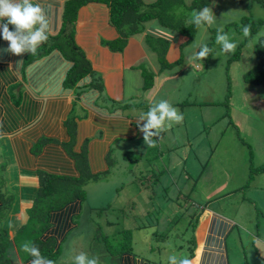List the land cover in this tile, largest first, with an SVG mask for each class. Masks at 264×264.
Here are the masks:
<instances>
[{"label":"crops","instance_id":"crops-1","mask_svg":"<svg viewBox=\"0 0 264 264\" xmlns=\"http://www.w3.org/2000/svg\"><path fill=\"white\" fill-rule=\"evenodd\" d=\"M70 1L72 0H32L42 8V15L47 23L44 32L48 39L38 46L37 51L42 46L52 44V38L62 34L64 15ZM8 27L10 31L16 30L14 25ZM74 27L75 42L91 63L92 73L73 85L66 84V79L74 63L60 49L27 62L28 57L33 54L31 49L20 54L9 51L10 41L3 39L0 32V164L1 160L10 161L20 175L16 189L9 186L1 192L0 188L4 195L8 188H11L8 194L20 189V203L10 205L11 208L1 223V232L4 238L13 244L17 232L28 221V210L32 207L40 188V173H59L58 169H52V164L44 158L46 153H50V147L55 148L54 157L62 160L59 167L64 168L66 172L70 168L72 173L77 175L75 162L68 155L67 148L72 140L75 141L74 152H81L87 145L92 172L102 175L112 169V166L119 165L122 157L123 162L128 163L132 152L137 151L138 155L135 156L138 157L145 152L146 143L142 136L146 133L142 128L147 124V119L140 117L156 103L166 100L175 108L188 106V109L217 104L211 99H202L201 102L191 100L192 93L188 96L183 94V98L174 95L180 88L187 87L188 84L184 85L183 82L191 77L198 97L204 92L201 81L204 84L206 78V74L202 77L201 74L191 71L190 62L184 61L190 53L184 55L181 51L183 52L184 45L191 42L186 43L188 38L177 31L169 32L171 35L168 39L171 41L169 47L175 51L170 52L169 48L164 57L169 64H175L184 58L183 62L174 68L162 69L157 59L158 53L155 50L153 51L157 54L150 52L147 47L146 36L152 33L150 30L145 29L143 33L130 37L124 47L116 45L120 40V33L111 22L110 8L106 4L90 2L82 6L78 10ZM18 35L27 36L28 31L24 30ZM176 37H179V42ZM148 70L154 76L150 75ZM147 83L152 84V87L148 88ZM187 113H180L184 121L195 119L188 118ZM176 125L177 122H173L170 128L164 127L156 134L160 136L168 132L169 144L173 141L170 148H182L175 136L178 134ZM70 130H73V133ZM150 131L157 133L156 129ZM188 137L190 145L198 152L197 131L188 134ZM41 141L43 152L36 154L33 150ZM211 141L213 140L206 141V146L211 148L207 163L218 148L209 144ZM175 156L180 158L179 155ZM196 159L198 163V156ZM223 161L234 159L220 160L221 163H224ZM1 169L0 165V171ZM233 171L237 173L238 169L234 168ZM3 172L5 175L7 170ZM202 173L203 170L199 176ZM1 175L0 173V178ZM146 179L150 181L151 177ZM24 181H27V184L24 185ZM100 182L99 180L95 183ZM247 185L245 183L240 188H246ZM259 188L263 190L264 184ZM147 189L139 194L144 197L147 195L145 198L149 204L147 206L146 201L144 212L138 216L147 224L143 223L137 227V221L134 224L127 221L134 218L121 217L123 225L120 230H130L132 241L130 250L117 256L109 254L111 258L116 257L117 264H170L171 256H175L177 260L186 256L192 264H264V224L262 221L256 222L254 214L251 216L250 212L236 205L213 208L189 203L184 205L185 208L180 205L178 210V214H181L184 208L189 215H182L188 220L186 227H182L185 223L181 225V216L176 213L172 218L161 219L157 213L161 209V198L158 197L157 202L153 203L152 199L157 197L156 191ZM180 194L176 188L172 196L180 199V202ZM183 200L187 202L188 198L184 196ZM85 201L86 199L76 201L52 215L50 232L45 239H54L60 247L56 263L62 259V246L81 226L77 219L80 220L82 216ZM1 204L4 202L0 203V208L3 206ZM193 207L196 208L194 213ZM105 208H99L95 203L90 206L93 212H102ZM155 212L157 216L152 217ZM141 229L148 231L140 233ZM172 237L175 239L174 246L178 255L162 246ZM145 238H150V241L144 243ZM69 249L75 257L77 249ZM12 258L17 259L19 264L22 263L17 251L12 253ZM93 258L98 257L94 255ZM111 258L108 256L107 264ZM98 261L99 264H104L101 258H98Z\"/></svg>","mask_w":264,"mask_h":264},{"label":"rangeland","instance_id":"rangeland-1","mask_svg":"<svg viewBox=\"0 0 264 264\" xmlns=\"http://www.w3.org/2000/svg\"><path fill=\"white\" fill-rule=\"evenodd\" d=\"M144 1L147 5H151L158 0ZM185 1L189 4L193 0ZM210 7L217 18L216 23L203 30L200 29L196 39L184 45L183 52L180 50L184 55L190 53L184 61L190 62L191 71L201 74L202 77L206 74L204 84L201 81V88L204 92L196 97L197 88L193 86L191 77H188L183 82L184 85L188 84L187 87L180 88V91L175 92L174 95L177 94V97L183 98V94L188 96L192 93L191 100L201 102L202 99H211L217 104L197 106L193 109H188V106L177 108L179 113L185 111L188 112V118H195L190 122L182 119L176 125L178 134L176 133L175 136L182 148L169 147L173 145V141L170 145L168 132L160 136L153 135L149 143L145 140V136H142L146 143V150L140 154V157L135 156V154L138 155L137 151L132 152L134 156L130 155L131 159L128 163L123 162L122 157V161L118 162L119 165L112 166V169L101 175L100 183L87 184L84 211L80 220L77 219L81 226L62 246L61 261L53 264H75L72 250L69 247H75L78 251L77 255L85 253L90 259L95 255L101 258L104 264H107L108 256L111 258L109 254L117 256L113 252L119 251L124 246L125 241L121 239L127 236L126 234L120 235L123 225L121 217L134 218L127 219V221H131V224L137 221V227L143 223L147 224L142 217H138L144 212L146 201L147 206L149 204L146 199L147 195L145 198L144 195L139 194L142 190H148L147 188L156 191L157 197H154L156 201L152 199L153 203L157 202L158 197L161 198L159 199L162 201L161 209L157 212L161 219L174 217V213L178 214L180 205L184 207L189 203L202 207L208 205L213 208L236 205L250 212L251 216L254 214L256 222L262 221L264 224V189L259 188L264 184V87L249 85L244 81V73L250 71L257 63L255 47L264 38V25L247 43L244 42L246 37L244 29L234 27L220 32V30H225L229 24L241 23L244 16L264 21V6L254 1L241 4L234 0H212ZM184 10L180 17L185 19L189 17L190 10ZM191 18H189V23H191ZM145 27L152 32L148 34L152 40L149 43L153 45L156 43L160 50L164 48L163 38L168 40L171 35L169 32L176 33L161 25L157 20L145 23ZM218 33H226L230 40L236 42L237 47L230 52L225 51L216 42ZM175 39L179 42V37ZM205 44L210 49L209 54L203 59H197L195 55L201 50L199 46ZM147 47L150 52L157 54L148 43ZM171 51L174 53L175 49L171 47ZM159 55L161 52L157 54V59L161 63ZM148 72L154 76L151 71L148 70ZM229 92L232 96L227 97ZM196 131L198 152H195L194 147L189 143V137L187 138L188 134ZM207 140H213L209 144L216 145L215 148L218 147L214 150V156L209 163L207 160L211 148L206 146ZM130 150L131 148L128 151ZM195 154L199 158L198 163ZM175 155H179L180 158ZM230 158L234 161L220 162L221 159L230 160ZM0 165L2 166L0 171L2 174L1 192L9 186L16 189L17 179L20 180L17 168L8 160H1ZM234 168L238 169L237 173L233 171ZM3 169L7 170L5 175ZM201 170L203 173L199 176ZM162 174L164 176H161ZM257 175L261 177L258 178ZM148 176L151 177L150 181L146 179ZM26 182L24 181V185L27 184ZM245 183L248 184L247 187L241 189L240 187ZM11 188H8L9 190L7 189L5 193L6 199L10 200V205L19 204L20 189L14 190L13 194H8ZM176 188L182 196L180 202H178L180 199L172 196ZM184 196L188 198L187 202L183 200ZM26 197H28L27 193ZM25 200L28 203L27 199ZM93 203L99 208H106L102 212H93L90 210ZM184 208L183 212L178 214L181 216V225L185 223L182 227H186L188 221L182 215L189 217ZM193 208L194 213L196 208ZM157 213L155 212L152 217L157 216ZM111 222L114 224L112 225ZM142 231L148 230L141 229L140 233ZM148 241L150 238L144 239V243ZM155 242L157 245V241ZM174 244L175 239L172 237L162 246L178 255ZM233 245L235 247V244ZM142 247L145 246L142 245ZM171 248L173 249L170 250ZM117 263L116 257L110 259L109 264ZM1 264H19V261L12 258Z\"/></svg>","mask_w":264,"mask_h":264},{"label":"trees","instance_id":"trees-1","mask_svg":"<svg viewBox=\"0 0 264 264\" xmlns=\"http://www.w3.org/2000/svg\"><path fill=\"white\" fill-rule=\"evenodd\" d=\"M239 3H246L254 1L264 6V0H234ZM97 2L106 4L110 8L111 22L120 33L119 46H125L128 39L132 36L141 34L145 31V23L157 20L161 25L167 27L172 31H178L183 36L188 38L189 42L196 39L200 28L193 23H189L192 12L201 10L204 7L211 5L212 0H193L191 4H187L185 0H158L156 3L147 5L144 0H72L68 3L66 13L64 15V26L62 34L58 37L52 38V44L42 46L35 54L28 57L27 62H32L37 58H41L51 53L55 49H60L74 65L68 73L66 84L73 85L83 79L85 76L92 73V66L84 53L75 42V21L77 19L78 10L90 3ZM186 10H190L188 18H181L180 15ZM183 11V12H182ZM181 12V13H180ZM186 17V16H185ZM264 25V21L253 19L252 17L244 16L241 23L229 24L228 28L248 29L244 42L256 35L260 28ZM214 31V30H213ZM148 44L153 47L159 55L162 69L174 68L182 64L183 59H180L175 64L166 62L165 53L169 48V41H163V49L156 43H151L150 35L146 36ZM150 42V43H149ZM117 45V43H116ZM257 63L248 72L244 73V81L246 84L253 86L264 87V38L259 41L255 47ZM205 77V76H204ZM152 79V78H150ZM206 79V78H205ZM230 85V84H229ZM147 87H152V84L147 83ZM230 90V88H229ZM231 92L227 95L230 97ZM74 130V128H73ZM73 130H70L73 133ZM72 135V134H70ZM75 141H70L67 153L74 160L77 170V175L72 173L71 169L66 172L62 165L61 159H56L54 147H50L44 158L48 160L53 166L52 169H58L59 173H40V188L37 192L32 207L28 210L27 223L17 232L13 244L6 240L1 232V223L9 211L10 200L6 199V195L0 192V203L3 206L0 208V264L4 261L12 259V253L17 251L23 264L31 263L33 257L24 251V245L27 243L30 246H35L39 249L42 257L56 263L60 255V247L57 246L54 239H45L47 233L50 232L51 220L54 212L61 210L76 201H83L86 199L85 186L90 182H97L100 180V174H94L90 165V160L85 145L81 152H74ZM43 150V142L41 141L33 152L40 154ZM51 167V166H50ZM104 211V209L102 210ZM130 230H122L121 234L127 236L121 241L124 246L117 252L116 255L124 253L131 249ZM122 245V244H121Z\"/></svg>","mask_w":264,"mask_h":264},{"label":"clouds","instance_id":"clouds-1","mask_svg":"<svg viewBox=\"0 0 264 264\" xmlns=\"http://www.w3.org/2000/svg\"><path fill=\"white\" fill-rule=\"evenodd\" d=\"M42 8L38 3L32 0H0V32L3 39L10 41L9 51L20 54L27 49H31L32 53L37 52L38 46L46 41L48 37L45 35L44 29L47 27ZM216 16L210 6L204 7L193 13L191 23L197 28L203 29L216 23ZM9 25L15 26V31L9 30ZM39 25V26H38ZM27 30L28 35L21 37L20 32ZM245 35L248 29H244ZM217 44L225 51H232L237 47L236 42L230 40L229 36L218 33L216 36ZM201 49L196 54L197 59L207 57L210 49L207 45H200ZM140 119H147V124L143 126L142 131L146 133L145 140L149 143L153 135L158 134L159 130L164 127L170 128L173 122H180L183 116L178 112L177 108L172 106L168 101L161 100L144 113ZM167 120V123L165 121ZM156 129L157 133L150 130ZM24 251L33 257L31 264H52V261L42 257L39 249L35 246L25 244ZM170 264H192V261L186 256L179 260L175 256L169 258ZM75 264H99L98 258H89L87 254L80 253L74 257Z\"/></svg>","mask_w":264,"mask_h":264}]
</instances>
